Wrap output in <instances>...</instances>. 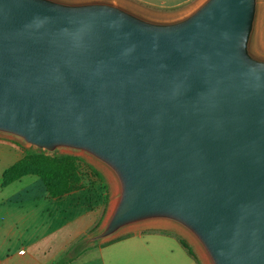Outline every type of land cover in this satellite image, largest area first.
I'll use <instances>...</instances> for the list:
<instances>
[{
    "label": "water",
    "instance_id": "water-1",
    "mask_svg": "<svg viewBox=\"0 0 264 264\" xmlns=\"http://www.w3.org/2000/svg\"><path fill=\"white\" fill-rule=\"evenodd\" d=\"M264 0L156 17L117 0H0V136L111 177L75 254L165 226L206 264H264Z\"/></svg>",
    "mask_w": 264,
    "mask_h": 264
},
{
    "label": "crops",
    "instance_id": "crops-1",
    "mask_svg": "<svg viewBox=\"0 0 264 264\" xmlns=\"http://www.w3.org/2000/svg\"><path fill=\"white\" fill-rule=\"evenodd\" d=\"M156 17L184 13L200 0H117ZM264 45V11L262 20ZM15 145L0 140V264H59L72 248L103 221V201H87L78 192L54 198L37 176L2 185V175L18 160ZM12 159L11 164L7 160ZM11 186L15 190L8 191ZM82 259L62 264H200L174 235L137 231L98 245Z\"/></svg>",
    "mask_w": 264,
    "mask_h": 264
},
{
    "label": "rangeland",
    "instance_id": "rangeland-1",
    "mask_svg": "<svg viewBox=\"0 0 264 264\" xmlns=\"http://www.w3.org/2000/svg\"><path fill=\"white\" fill-rule=\"evenodd\" d=\"M0 140L5 141L7 143H11L12 145H15V147L17 148V152L20 155L18 160H16L12 164H11L12 159L7 160V164H11L10 166L14 165L16 162L23 159L25 157V155L27 154V152H29V154L30 153L44 154V155L49 156V157H60L62 155H73V156H77V157L81 158L83 160L79 166V171L81 174V181H80L78 188L76 190L72 191L71 193H73V192L80 193V195L82 197L87 198L88 202L96 200L98 202L103 201V204H104V202H105V204L107 203V205L104 204L103 219L105 218L111 197L113 195L114 185H113V181H112L111 177L109 176V174L105 170H103V168L101 166L96 164L91 159H89L85 156H81L79 154L66 153V152H59V153L53 154V155L52 154H46V153L38 152L34 149H31V148L25 146L24 144H22L21 142L14 140V139H10V138L0 136ZM26 176H36V175H26ZM23 177H25V176H23ZM37 177H39V176H37ZM1 184L5 185L3 183V175H2ZM16 188H18V187L17 186H11V188H9L8 191L15 190ZM5 190L6 189L3 190L0 187V199L4 196ZM137 231L166 232V233H170V234L174 235L175 237L177 236L178 238L182 239L192 249L193 253L199 259L201 264H206L205 260L203 259L202 255H201V252L199 251V249L197 248L195 243L186 234H184L183 232H181L177 229H174V228H167L165 226H152V227H148V228L144 227L141 229H136V230L125 232L113 240H117V239L122 238V237L130 236ZM113 240H111V241H113ZM105 243H108V242H105ZM98 245L99 244L92 245V246L86 248L84 251H80L77 254L72 252V255H73V257H75L74 259H82L83 257H85L89 253H92V255L94 257H96V251L98 250V247H99Z\"/></svg>",
    "mask_w": 264,
    "mask_h": 264
},
{
    "label": "trees",
    "instance_id": "trees-1",
    "mask_svg": "<svg viewBox=\"0 0 264 264\" xmlns=\"http://www.w3.org/2000/svg\"><path fill=\"white\" fill-rule=\"evenodd\" d=\"M82 161L81 158L73 155L49 157L44 154H29V152H27L23 159L5 170L3 173V183L6 185L23 176L36 175L42 179L48 194L54 198H59L78 188L81 181L79 166ZM105 205H107V203ZM178 239L189 253L198 260L192 249L182 239ZM74 258L75 257L69 259L65 256L59 264L67 261L71 262Z\"/></svg>",
    "mask_w": 264,
    "mask_h": 264
}]
</instances>
